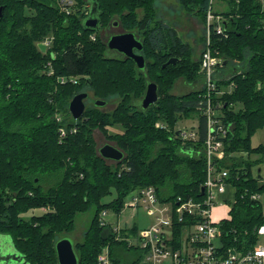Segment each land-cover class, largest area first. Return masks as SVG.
<instances>
[{"label":"trees","instance_id":"16d2710c","mask_svg":"<svg viewBox=\"0 0 264 264\" xmlns=\"http://www.w3.org/2000/svg\"><path fill=\"white\" fill-rule=\"evenodd\" d=\"M71 1L66 12L58 0H0V234L10 237L24 264H58L55 243L74 229L77 215L93 209L83 240L74 244L78 264L96 262L105 249L113 264H137L142 252L127 242L137 226L114 233L111 223L100 225V214L118 216L128 196L147 187L162 202L201 200L207 131L201 55L192 60L176 28L155 18L157 0H95L100 30L117 22L142 42L140 71L107 51L100 30L83 26L89 0ZM177 2L203 24L202 47L210 7L223 26L221 34L215 23L209 31V48L222 59L210 98L230 126L224 156L212 164L215 173H227L225 183L234 189L229 218L219 222L220 251L245 252L257 244V229L264 225L263 159H250L264 157V146H251L252 136L264 129V0ZM39 43H47L45 53ZM170 58L176 64L162 68ZM179 78L202 86L172 95ZM147 81L157 85L158 100L143 110L139 101ZM87 89L96 100L118 98L114 110L103 112L93 102L73 120L69 101ZM185 119L197 123L178 127ZM114 126L120 132L109 133ZM95 129L123 152L122 160L110 164L99 155ZM182 131L196 138H184ZM36 209L42 213L22 216ZM198 219L184 216L178 226Z\"/></svg>","mask_w":264,"mask_h":264},{"label":"built area","instance_id":"2783aa9c","mask_svg":"<svg viewBox=\"0 0 264 264\" xmlns=\"http://www.w3.org/2000/svg\"><path fill=\"white\" fill-rule=\"evenodd\" d=\"M71 2V0H58L61 9L66 12ZM212 2L213 0H210V3ZM213 23L216 33L221 34L223 32L221 19L213 15L210 7L206 13V43L200 60L203 87L207 91L205 105L202 108L207 131L204 141L206 180L202 194L200 190L201 200L177 199L175 204L162 202L153 187L143 188L130 194L123 210L142 209L146 214L153 216L151 226L140 229L135 238L127 239L129 248H137L142 252L137 264H264V225L257 229L258 242L252 249L245 252L232 250L234 254L229 251L228 255L224 256L220 251L219 222H213L211 219V212L225 194L227 186L225 183L227 173L225 171L215 173L212 162L215 158H223V140L227 137L230 127L224 124L218 114L220 104L214 106L210 98V93L215 89V71L222 61L221 58L213 55L209 48V31ZM262 24L264 28V21ZM45 44L47 46V43ZM60 134L65 135L63 130H60ZM181 135L184 138H196V134L190 131H182ZM107 214L106 211L100 214L101 226H106L108 223L105 219ZM184 216H196L199 219L196 223L178 226V222ZM111 228L114 233H119L121 230L118 226ZM92 264H113L107 249L103 250Z\"/></svg>","mask_w":264,"mask_h":264},{"label":"rangeland","instance_id":"374dc122","mask_svg":"<svg viewBox=\"0 0 264 264\" xmlns=\"http://www.w3.org/2000/svg\"><path fill=\"white\" fill-rule=\"evenodd\" d=\"M221 6V5H219ZM155 8V18L157 20L167 22L168 24L172 25L176 28L178 34L182 38V40L188 43L191 47V58L192 60H197L201 55L204 47H202V36L204 31L203 24L199 21V18L195 15H190L186 13L178 4L177 0H157L154 4ZM139 17L143 15L141 10H138ZM121 32H126L119 26H110V27H103L98 35L100 40L103 43H106L108 36L113 34H118ZM86 78V77H85ZM202 86L201 82L198 83L197 81L194 83L186 82L183 78L177 79L174 83L172 90L170 91L172 95H183L193 90H198ZM86 92L88 93V98L84 100L85 108L91 106L92 103L96 100V98L92 95V92L87 89ZM118 98L110 99L106 102V104L102 107H98L103 112H111L114 110L118 103ZM191 121V122H190ZM193 121V122H192ZM196 120L185 119L180 121L178 127L180 128H189L192 124H196ZM121 128L118 126L108 128L109 133L120 132ZM93 139L97 147V151L99 148L104 146L105 144L109 143L115 146L114 143L108 141L103 134L95 129L93 131ZM259 145L264 146V129L257 131L251 138V146L257 147ZM244 159H247V157ZM251 160L260 159L262 160L260 169H261V176L264 178V157L260 155H253L250 157ZM108 163L114 164L112 161L107 160ZM230 191L228 192V194ZM114 197L112 194L110 197L105 198V201H110ZM228 200V201H227ZM227 200L223 201L221 198L213 214L211 219L213 222H220L221 220L227 218L229 216V211L231 208V204L234 200L233 196H227ZM264 201V197H263ZM42 211L40 210H31L22 216L27 218L31 215H39ZM93 209L89 210L86 213L77 215L75 218L74 229L71 232L63 234L64 237L69 238L74 244L80 243L83 240V234L88 229L91 223V219L93 217ZM153 216L148 215L145 213L144 210L138 209L137 211H133L132 209L125 208L121 211V213L116 216L112 213L107 214L105 217L108 223H111L112 226H118L119 228H132L133 226H137V228L144 229L148 228L153 223ZM61 235V236H63ZM0 242L6 244V246L11 247L12 242L8 235L0 234ZM134 255H129L130 259L134 258Z\"/></svg>","mask_w":264,"mask_h":264},{"label":"water","instance_id":"95a60500","mask_svg":"<svg viewBox=\"0 0 264 264\" xmlns=\"http://www.w3.org/2000/svg\"><path fill=\"white\" fill-rule=\"evenodd\" d=\"M90 11L83 21V26L88 30H100L98 9L95 0H89ZM112 26H117V22H113ZM38 49L42 52H46V44L39 43ZM106 48L109 53L119 54L124 60H130L134 63L136 69L142 71L145 69V59L141 54L143 44L140 39L133 32H121L118 34L111 35L107 42ZM176 58H170L162 68L167 65L176 64ZM88 98L87 92H81L74 95L68 104V111L73 120H78L82 117L85 111L84 100ZM158 100L157 85L154 82L147 81L146 88L143 97L139 101V105L143 110L148 109L154 105ZM106 104L105 101L95 100L94 105L96 107H102ZM99 155L110 161L118 162L124 157L123 152L116 146L109 143L105 144L98 149ZM260 172V169L257 170ZM203 189L201 188V194ZM55 251L57 256L58 264H78V256L75 252L74 243L66 237L59 239L55 243ZM231 254H234L232 251ZM0 264H24V259L21 254L17 253L12 247L5 248L0 245Z\"/></svg>","mask_w":264,"mask_h":264},{"label":"crops","instance_id":"0c3cea01","mask_svg":"<svg viewBox=\"0 0 264 264\" xmlns=\"http://www.w3.org/2000/svg\"><path fill=\"white\" fill-rule=\"evenodd\" d=\"M229 191H230V193L228 194ZM233 194H234V189H233L231 186L227 185V186H226L225 194L221 196V199H222L223 201H225V200H227V196H230V195L233 196ZM227 201H228V200H227ZM216 207H217V206H215V207L213 208V210H212V212H211V216H212L213 211L215 210ZM228 218H229V216H228L227 218H225V219H228ZM0 245L3 246L4 249H5V248H8V246H6V244H4V243H2V242H0Z\"/></svg>","mask_w":264,"mask_h":264},{"label":"flooded vegetation","instance_id":"af4514ba","mask_svg":"<svg viewBox=\"0 0 264 264\" xmlns=\"http://www.w3.org/2000/svg\"><path fill=\"white\" fill-rule=\"evenodd\" d=\"M111 36V35H110ZM110 36H108V38L110 37ZM108 38H107V40H108ZM107 42V41H106ZM111 54H116V53H111ZM143 72L145 71V70H142Z\"/></svg>","mask_w":264,"mask_h":264}]
</instances>
